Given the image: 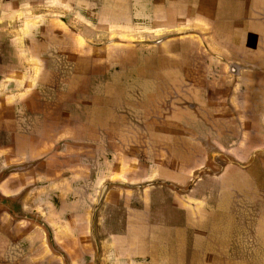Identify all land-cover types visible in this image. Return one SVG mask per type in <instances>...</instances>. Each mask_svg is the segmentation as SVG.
Listing matches in <instances>:
<instances>
[{"label": "crops", "instance_id": "0c3cea01", "mask_svg": "<svg viewBox=\"0 0 264 264\" xmlns=\"http://www.w3.org/2000/svg\"><path fill=\"white\" fill-rule=\"evenodd\" d=\"M0 264H264V0H0Z\"/></svg>", "mask_w": 264, "mask_h": 264}, {"label": "rangeland", "instance_id": "374dc122", "mask_svg": "<svg viewBox=\"0 0 264 264\" xmlns=\"http://www.w3.org/2000/svg\"><path fill=\"white\" fill-rule=\"evenodd\" d=\"M87 259H91V256H90V257H88Z\"/></svg>", "mask_w": 264, "mask_h": 264}, {"label": "water", "instance_id": "95a60500", "mask_svg": "<svg viewBox=\"0 0 264 264\" xmlns=\"http://www.w3.org/2000/svg\"><path fill=\"white\" fill-rule=\"evenodd\" d=\"M101 194H103V192H102ZM100 199H101V198H100Z\"/></svg>", "mask_w": 264, "mask_h": 264}]
</instances>
